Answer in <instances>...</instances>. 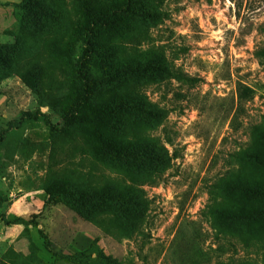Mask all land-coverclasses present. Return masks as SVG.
<instances>
[{
	"label": "rangeland",
	"instance_id": "374dc122",
	"mask_svg": "<svg viewBox=\"0 0 264 264\" xmlns=\"http://www.w3.org/2000/svg\"><path fill=\"white\" fill-rule=\"evenodd\" d=\"M33 1L0 0V264H264V0Z\"/></svg>",
	"mask_w": 264,
	"mask_h": 264
},
{
	"label": "trees",
	"instance_id": "16d2710c",
	"mask_svg": "<svg viewBox=\"0 0 264 264\" xmlns=\"http://www.w3.org/2000/svg\"><path fill=\"white\" fill-rule=\"evenodd\" d=\"M29 4H31L32 0H27ZM81 4H82V11H84V13L86 14V22H88L89 24H91L92 26H94L99 18H98V12L96 11L97 8L96 6H99V0H80ZM34 4L38 5V10L40 12H43L46 10V8H49V5L47 4H43L37 0L33 1ZM41 5V7H40ZM101 7L105 10L107 9L102 3H101ZM119 8V7H118ZM126 10H129L128 8H126ZM130 11V10H129ZM47 12V11H46ZM106 12V11H104ZM113 18H111L112 21ZM110 23V22H109ZM136 105L145 113L147 114H152V111L154 110L153 107L151 106V104L147 103L145 100H139L136 102ZM107 146V145H106ZM117 156H123L122 158H127L126 156H130V158L132 159H141V160H150L153 158V154H154V150L153 149H149L146 151H139L136 149H130L127 150L125 148H121V149H116L114 150ZM155 159H159L162 160L161 157L155 158ZM246 191H250L251 187L249 184H247L246 186H244ZM135 191V195L138 194V190H134Z\"/></svg>",
	"mask_w": 264,
	"mask_h": 264
}]
</instances>
